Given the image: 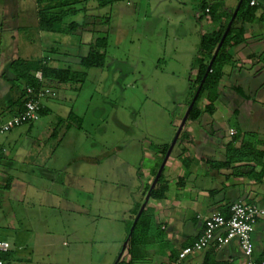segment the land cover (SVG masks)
I'll list each match as a JSON object with an SVG mask.
<instances>
[{"label": "rangeland", "instance_id": "rangeland-1", "mask_svg": "<svg viewBox=\"0 0 264 264\" xmlns=\"http://www.w3.org/2000/svg\"><path fill=\"white\" fill-rule=\"evenodd\" d=\"M241 2L76 0L73 7L80 12L65 23L79 27L53 33L39 29L35 0H0V26L6 14L25 16L17 33L7 26L0 34L1 99L2 86H10V59L46 58L86 74L83 83L55 84L58 96L43 100L49 110L37 121L0 134V151L12 155L0 160V241L13 247V262L119 263L137 209L121 175L134 180L139 171L152 169L150 153L165 157L177 149L187 130L181 132L180 125L201 87L195 80L202 35L217 27L206 8L230 20ZM14 35L20 44L13 49ZM99 39L105 47H97ZM92 49L105 53L104 66L81 64ZM230 55L224 74L250 73L252 89L243 90L256 104L239 137L252 143L264 134V74L258 77L264 56L239 64L233 51ZM208 103L205 93L199 106ZM71 113L82 119L80 126ZM231 125L238 128L234 118ZM88 185L90 193L84 190Z\"/></svg>", "mask_w": 264, "mask_h": 264}, {"label": "crops", "instance_id": "crops-1", "mask_svg": "<svg viewBox=\"0 0 264 264\" xmlns=\"http://www.w3.org/2000/svg\"><path fill=\"white\" fill-rule=\"evenodd\" d=\"M21 14V11L11 16L6 14L0 26V34L7 26L12 27L10 33H17L23 27L20 23ZM34 14L38 16L37 6ZM22 17L25 16L22 14ZM215 24L217 27L214 31L226 26L227 20L222 17ZM241 25L238 23L234 27L237 30ZM244 28L241 45L228 48L229 54L233 51L239 57V64L251 63L257 56H264V9L258 8L255 19L247 22ZM11 42L13 49L14 44H20L15 35ZM263 74L264 70L261 69L258 77ZM248 76L242 75V69L229 75L224 74L212 113L203 112L198 119L191 120L189 112H183L185 117L180 131L184 128L187 130L186 136L176 143L177 149L173 148L165 157L159 153H150L147 158L152 162V169L139 171L134 180L127 176V172L122 173V187L130 189L128 195L137 205V209L133 210L135 224L131 226V231L142 213L152 216L153 226L138 246H132L131 239L124 245L119 262L132 260L133 264H172L183 248L198 240L204 230V220L213 213L228 212L230 206L239 200L264 205V134L257 135L252 143L239 137L241 132L247 131L248 115L254 113L256 104V101L248 99V95L243 97L240 93L244 92L243 86L248 87V91L252 89ZM262 84L261 90L264 93V81ZM3 88L6 95L0 98V116L8 117L12 115L8 102L14 98L15 93L9 85H3ZM233 118L238 128L231 125ZM231 130L236 134L230 135ZM230 147L243 150L242 157L239 155L242 160L225 164ZM11 156L5 148L0 151V160H9ZM7 162H4V170L9 168ZM162 181L167 184L168 191L165 198L155 199L152 192L159 188ZM134 185L135 191L132 188ZM89 187L84 189L86 193L92 191L93 188ZM254 243L256 258L264 260V218L257 221ZM13 252L12 247L11 254ZM205 261L208 264H243L244 257L234 241L219 251L209 249L192 254L182 264H204Z\"/></svg>", "mask_w": 264, "mask_h": 264}, {"label": "trees", "instance_id": "trees-1", "mask_svg": "<svg viewBox=\"0 0 264 264\" xmlns=\"http://www.w3.org/2000/svg\"><path fill=\"white\" fill-rule=\"evenodd\" d=\"M76 0H35L38 13V27L44 32L65 33L76 30L79 23L73 21L66 25L65 20L68 16L76 15L80 9H76L74 2ZM114 0H100L102 5L112 3ZM250 0H242L236 13L230 20H227V25L221 27L212 33H205L202 35L200 43V53L197 57L199 63V71L195 80L199 88V94L196 101L193 103L189 110V119H198L203 112L212 113L215 109L214 102L218 98V87L224 75L222 66L232 62V56L228 53L230 46L241 44L244 40V25L255 19L256 12L259 7L250 6ZM209 10V11H207ZM206 12L212 15L214 21L222 18L221 14H216L213 9L206 8ZM242 23L239 29H235V25ZM106 42L99 39L97 47H105ZM106 55L94 49L88 56L81 59V64L85 67H102L105 64ZM41 71L43 74V81L40 82L36 73ZM86 74L72 70L69 67L61 68L50 64L46 58L38 59H24L17 58L8 64L7 81L10 84V90L14 91L15 96L8 102V108L12 109L11 114L16 115L24 110L26 101L28 100L27 88L28 87H51L55 84H69V83H83ZM240 90V89H237ZM207 93L209 103L202 110L199 102L203 94ZM244 94L243 91H240ZM45 106L41 109L40 113L45 114L48 112ZM70 119L78 122L81 125L82 119L76 114L71 113ZM243 150H237L232 147L228 149V158L225 164L234 161L242 160ZM168 191V186L162 181L158 189L153 190L152 197L155 199H163ZM228 215V212H223ZM153 226L152 216L148 213H142L136 225L131 231L132 246H138L142 242L143 236L150 232ZM11 251L4 254L2 258L6 264H15L11 261ZM118 264H133V261L119 262ZM204 264H208L205 261Z\"/></svg>", "mask_w": 264, "mask_h": 264}, {"label": "built area", "instance_id": "built-area-1", "mask_svg": "<svg viewBox=\"0 0 264 264\" xmlns=\"http://www.w3.org/2000/svg\"><path fill=\"white\" fill-rule=\"evenodd\" d=\"M250 6L264 9V0H250ZM209 11V10H207ZM37 79L42 82L41 71L36 73ZM28 100L24 110L16 115H9L0 122V134L7 133L16 127L35 122L41 116L44 108L43 100L56 98L58 93L51 87H28ZM236 132L231 130L230 135ZM264 218V205L249 204L239 200L233 203L228 215L215 212L204 220V230L201 236L192 245L183 248L178 259L172 264H182L188 256L205 250H222L224 247L236 242L244 257L243 264H264L255 256L254 233L259 219ZM12 246L7 241H0V264H6L2 256L10 252Z\"/></svg>", "mask_w": 264, "mask_h": 264}]
</instances>
